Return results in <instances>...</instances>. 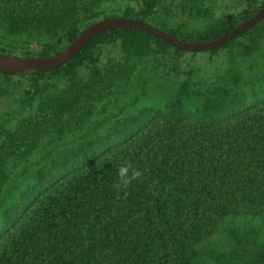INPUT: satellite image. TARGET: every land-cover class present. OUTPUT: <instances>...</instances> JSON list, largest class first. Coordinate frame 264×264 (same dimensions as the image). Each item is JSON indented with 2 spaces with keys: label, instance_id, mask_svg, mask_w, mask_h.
Returning <instances> with one entry per match:
<instances>
[{
  "label": "trees",
  "instance_id": "16d2710c",
  "mask_svg": "<svg viewBox=\"0 0 264 264\" xmlns=\"http://www.w3.org/2000/svg\"><path fill=\"white\" fill-rule=\"evenodd\" d=\"M102 1L0 0V26L70 41ZM139 1L136 18L159 27L150 13L159 0ZM200 1L170 3L191 10ZM234 22H215L217 37ZM134 36L162 42L122 28L88 45ZM88 45L63 65L68 72ZM37 75L43 73L29 76ZM70 86L71 94V80ZM263 104L264 88L235 74L206 91L185 82L163 109L141 108L136 126L124 121L91 127L69 152L44 158L18 183L0 159V264H264L259 229L231 225L237 218H264ZM71 118L59 123L51 116L47 122L59 132L79 128ZM121 168L127 169L123 177Z\"/></svg>",
  "mask_w": 264,
  "mask_h": 264
},
{
  "label": "rangeland",
  "instance_id": "374dc122",
  "mask_svg": "<svg viewBox=\"0 0 264 264\" xmlns=\"http://www.w3.org/2000/svg\"><path fill=\"white\" fill-rule=\"evenodd\" d=\"M198 4L185 10L172 6L170 0H159L150 12L153 23L175 30L179 36L201 33L200 39H185L188 42L208 41L217 37L215 22L234 18L238 25L262 7L264 0H202ZM139 14V0H104L94 6L89 22L112 16L136 18ZM85 26L79 25L77 33ZM70 41L47 34H13L0 26V50L17 56L54 55ZM233 74L264 88V21L215 53L185 52L150 37L134 36L88 45L83 60L69 72L64 66L42 76L0 72V159L6 160V171L12 172L18 183L22 172L39 169L44 158L55 159L69 152L87 135V129H106L124 121L136 126V113L141 108L163 109L185 82L206 91ZM51 116L59 123L72 117L81 125L55 131L47 122ZM142 118L148 120L147 116ZM30 123L35 126L25 132ZM126 136H136V132ZM232 224L238 230L246 225L259 229L257 239L264 245V218H237Z\"/></svg>",
  "mask_w": 264,
  "mask_h": 264
},
{
  "label": "water",
  "instance_id": "95a60500",
  "mask_svg": "<svg viewBox=\"0 0 264 264\" xmlns=\"http://www.w3.org/2000/svg\"><path fill=\"white\" fill-rule=\"evenodd\" d=\"M264 21V5L226 33L208 41L188 42L162 28L128 16H112L86 25L60 52L50 56L22 57L0 52V72L7 75L29 76L51 72L65 65L98 35L122 28H133L151 35L185 52H209L241 37Z\"/></svg>",
  "mask_w": 264,
  "mask_h": 264
},
{
  "label": "clouds",
  "instance_id": "9594fccd",
  "mask_svg": "<svg viewBox=\"0 0 264 264\" xmlns=\"http://www.w3.org/2000/svg\"><path fill=\"white\" fill-rule=\"evenodd\" d=\"M126 171H127L126 168H121V169L119 170V175H120L121 177H123V176L125 175Z\"/></svg>",
  "mask_w": 264,
  "mask_h": 264
}]
</instances>
